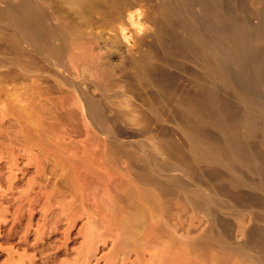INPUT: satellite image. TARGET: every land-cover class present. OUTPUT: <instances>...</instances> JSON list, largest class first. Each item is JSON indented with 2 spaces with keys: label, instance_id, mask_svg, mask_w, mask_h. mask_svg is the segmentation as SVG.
Instances as JSON below:
<instances>
[{
  "label": "rangeland",
  "instance_id": "rangeland-1",
  "mask_svg": "<svg viewBox=\"0 0 264 264\" xmlns=\"http://www.w3.org/2000/svg\"><path fill=\"white\" fill-rule=\"evenodd\" d=\"M161 1L0 0V264L264 263L246 241L264 219V192L234 185L218 163L189 159L178 102L197 93L206 55L156 48ZM237 1L253 17L256 0ZM8 8L65 31L64 52L54 57L16 36ZM144 62L165 70L162 87L140 73ZM84 91L105 124L91 123ZM35 108L38 132L22 118L36 120ZM196 189L222 202L213 211L195 204ZM149 194L162 202L158 213ZM143 213L141 233L126 239L129 219Z\"/></svg>",
  "mask_w": 264,
  "mask_h": 264
},
{
  "label": "bare ground",
  "instance_id": "bare-ground-1",
  "mask_svg": "<svg viewBox=\"0 0 264 264\" xmlns=\"http://www.w3.org/2000/svg\"><path fill=\"white\" fill-rule=\"evenodd\" d=\"M73 2L78 4V0H73ZM256 3H258V8L254 10V14L257 15L254 21V14L253 17H246L239 12L237 0H162L163 18L154 34L153 43L156 48L166 52L187 49L202 51L206 55L202 62L204 81L199 85L197 93L192 97H184L178 102V108L186 123L191 142L189 159L218 163L229 172L230 181L234 185L247 184L251 188L264 192V0H256ZM8 10L6 12H9V15L6 14L7 18L10 16L11 21L9 22L16 25L15 28L18 29L17 34L14 32L16 36L26 39L34 47L45 48L51 56L55 57L64 52L68 38L65 31L56 27H53V30H47L32 14L24 13L16 8H8ZM50 31L51 33H49ZM82 57L85 60L84 62L82 60L83 65L89 68L92 59L86 55ZM140 73L152 75L160 87L167 75L162 66L153 62H144L140 67ZM81 96L91 123L99 121L105 124L104 111L99 101L95 97L89 96L85 91L81 93ZM15 104L17 105V103ZM14 107L17 112H21L16 106ZM27 107L28 105H26ZM35 109L39 110V108ZM27 110L29 109L27 108ZM27 110L26 112H28ZM37 111L33 113L36 115V120L33 119L35 116L32 113L33 117H30V112L25 113L27 119L24 118V115H20L25 121L30 118L29 121L31 120V124L34 125L37 120L39 121L37 117L42 114L40 110ZM22 112L24 114L23 110ZM44 114L42 116L45 117ZM29 121L25 123H30ZM38 121L37 127L35 126L37 132L38 125L41 123ZM31 124L29 125L33 126ZM25 131L27 132V130ZM42 135L44 136V133ZM210 173H213L211 169ZM250 173H257L258 179L248 178ZM219 190L221 193H227L230 188L226 183L220 181ZM193 194L197 196L196 203H194L205 204L210 211H213L222 202V198L213 193H203L196 189ZM250 194L257 197L255 192ZM153 197L152 195L150 198L148 196V201L151 202V211L153 212L154 207L156 208L155 212H157L156 210L160 211L162 202ZM137 216L129 219L132 221L131 225L129 224L130 229L123 231V235L127 233L126 239L128 238V240L134 229L137 232L141 231L142 225L140 226V224L147 217L144 213ZM216 219L222 220L223 225H221L224 229L227 221L220 218L218 214H216ZM127 224L128 222L126 226ZM140 231L139 233H141ZM133 235L132 237L135 239V234ZM246 241L259 250L254 249L261 253L259 257L264 262V219L261 223L258 222L254 225Z\"/></svg>",
  "mask_w": 264,
  "mask_h": 264
}]
</instances>
